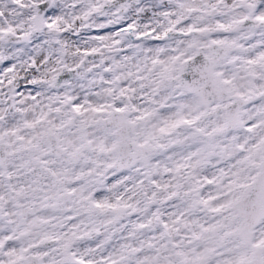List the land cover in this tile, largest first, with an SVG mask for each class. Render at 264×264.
<instances>
[{"label":"snow or ice","instance_id":"1","mask_svg":"<svg viewBox=\"0 0 264 264\" xmlns=\"http://www.w3.org/2000/svg\"><path fill=\"white\" fill-rule=\"evenodd\" d=\"M0 264H264V0H0Z\"/></svg>","mask_w":264,"mask_h":264},{"label":"flooded vegetation","instance_id":"2","mask_svg":"<svg viewBox=\"0 0 264 264\" xmlns=\"http://www.w3.org/2000/svg\"><path fill=\"white\" fill-rule=\"evenodd\" d=\"M94 33L96 34L95 31L92 32L91 34L94 35ZM105 33H106V32L104 31V32H100L99 34L103 35V34H105ZM31 87H32V86H28L29 89H30ZM18 92H26V89H25L24 85H21V87L18 89Z\"/></svg>","mask_w":264,"mask_h":264},{"label":"rangeland","instance_id":"3","mask_svg":"<svg viewBox=\"0 0 264 264\" xmlns=\"http://www.w3.org/2000/svg\"><path fill=\"white\" fill-rule=\"evenodd\" d=\"M104 31L106 32V30H101L100 32H104ZM93 32H94V31H93ZM96 34H97V33H96ZM94 35H95V33H94Z\"/></svg>","mask_w":264,"mask_h":264}]
</instances>
